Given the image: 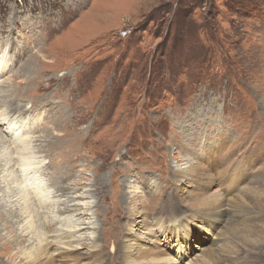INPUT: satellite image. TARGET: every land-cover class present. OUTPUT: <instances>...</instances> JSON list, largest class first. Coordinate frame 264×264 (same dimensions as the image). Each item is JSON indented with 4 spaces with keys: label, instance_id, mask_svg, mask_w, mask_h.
Masks as SVG:
<instances>
[{
    "label": "rangeland",
    "instance_id": "obj_1",
    "mask_svg": "<svg viewBox=\"0 0 264 264\" xmlns=\"http://www.w3.org/2000/svg\"><path fill=\"white\" fill-rule=\"evenodd\" d=\"M0 65V112L31 129L28 148L0 149V168L28 162L52 196L31 211L34 227L66 208L84 255L107 227L100 264H125L117 231L137 256L264 264V0H0ZM184 161L201 177L180 181ZM8 175L5 200L20 191ZM199 188L222 197L216 227L190 213ZM9 206L0 264L25 245Z\"/></svg>",
    "mask_w": 264,
    "mask_h": 264
},
{
    "label": "bare ground",
    "instance_id": "obj_2",
    "mask_svg": "<svg viewBox=\"0 0 264 264\" xmlns=\"http://www.w3.org/2000/svg\"><path fill=\"white\" fill-rule=\"evenodd\" d=\"M0 70H1V65H0ZM7 114L8 113L5 114L0 112V125L3 130V133L5 134L4 136L1 134L2 137L0 140V149L1 151L4 150L10 151L9 146H11L13 147V149H15V151H19L17 145H20V147L22 145V147H24L25 144L27 145L30 143V141L29 143H25L27 142L26 140L30 139L29 136L31 131L29 126L30 124L29 125L22 124L14 117L9 118ZM39 159H41L40 161L43 160L42 158ZM15 163L18 164V166H16V169H15V164L13 162V164L10 166L11 169L9 170V167L5 168V166L9 164L8 160H6L5 158L4 164H1L2 167L0 168V173L2 174L0 176V184H1L0 201H2L3 203L9 202L10 206L8 209L10 210V213H12L13 216L15 217V222L19 229V235L25 243L24 246L17 243L19 246H17L16 252L12 254V256L17 255V257L19 258V261L16 262L15 264H57L58 262L56 261L57 258L63 259V261L60 262V264H100L102 258L101 250L105 249V248L103 249L102 246H106L107 243L106 231L108 229L107 227L104 226V224L106 223L112 224L114 222L112 218H110L107 222L105 221V223L103 224L104 228L102 232L104 239L102 240V242L100 241L101 242L100 243L94 241L92 244L88 245V248L91 250L88 255H84L77 250V245H82V243H80V236L76 235V232L79 229L83 228L79 226L80 224H76V221H78L80 217L79 218L76 217L74 221L70 222V224L72 223V225H70L69 219L71 220V218L67 215H71V216L73 215L70 213L64 215L66 213V208H64L61 213L59 212L60 209L58 208L59 210L57 211L60 213V215L57 213H53V215L48 219H47L48 216L47 214L42 215L40 213L39 215L41 219L43 218L41 224L39 223L37 227H34L31 211L34 208L43 209V205H44L43 202H47V199L51 198L52 196H50L49 190L47 191L45 188L46 182L44 179V171L35 169L34 167L32 168L29 164H27L28 162L26 163L24 160H19V158L15 160ZM190 166L191 164H189V161H184L180 164L175 165L174 170L177 172V175L180 176L181 179L180 181L185 179L187 173L191 170H193V173H195L194 177H196L197 179L201 177L202 173L201 172L196 173L195 169L191 168ZM7 169H8L7 172L8 174L10 172H14L15 178L13 181L16 183L18 182L20 188L19 196L13 197L9 200L7 199L5 200L4 197L6 195V190H7L6 186L10 182V177L6 173ZM4 171L5 173L3 174ZM16 172H18V175L16 174ZM205 176L207 178L211 177V176L209 177L208 173ZM118 182L120 183L121 181ZM58 188L59 186L57 187V189ZM61 189H63V187ZM118 192L120 193V196H122V198L125 197L124 196L125 194L121 189ZM202 194L203 192L201 188H199L192 195L191 202L193 203V208L191 209L190 213L195 215L198 214L200 215L201 218L208 216L207 219L208 218L214 219V221L211 224L213 227H216L217 222H219L221 217H223L224 215L223 211L220 209V207L222 206L221 205L222 197L220 196L219 193H214L212 195H208L202 198L201 197ZM62 200H65V202L67 201L66 204L68 202L69 203L73 202L74 204L78 203L75 201V198L71 199L70 197H67L66 199L59 198V201ZM56 201H58V199ZM81 201L82 204L83 203L89 204V202H86L84 200ZM5 207L6 206L4 204V208ZM117 209L123 213L121 214L119 212H116L117 215L123 218L126 213L124 212L125 209L124 210H121L119 208ZM52 211L53 210L51 209L50 213ZM175 215L176 212H173L169 217L170 220L168 221L173 223L175 222V220H178L179 222L178 227H184L185 223L183 218L181 217L175 218ZM84 220L85 219H83L82 221ZM154 220L157 221L156 224H160L161 222L165 221L164 217H158ZM90 222H91L90 220L84 221L85 224H89ZM86 226L88 229L92 228L88 225ZM160 229L162 230L160 231ZM150 230H152V226ZM156 230L158 234L159 232H161V234L163 235L162 232L163 228L161 226H157ZM170 231H172V229H170ZM252 232H253L252 229L244 230L243 234L249 236L252 234ZM92 233L93 231H89L90 235H92ZM117 233H118V238L116 233L115 235H113V242L115 243L114 251H113L115 253L114 256H118L120 255L119 253H121L122 258L125 261V264H175L173 258L162 250H159L158 255H155L154 251H148L139 248L138 256L133 254L130 251V249L132 248V243L130 241L129 242L123 241L121 237H119V231H117ZM74 243L76 245H74ZM4 245L8 247V249L12 247V243L10 241L4 242L2 246Z\"/></svg>",
    "mask_w": 264,
    "mask_h": 264
}]
</instances>
